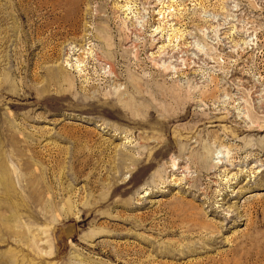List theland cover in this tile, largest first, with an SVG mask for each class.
I'll return each mask as SVG.
<instances>
[{"label":"rangeland","instance_id":"374dc122","mask_svg":"<svg viewBox=\"0 0 264 264\" xmlns=\"http://www.w3.org/2000/svg\"><path fill=\"white\" fill-rule=\"evenodd\" d=\"M0 175V264H264V0H0Z\"/></svg>","mask_w":264,"mask_h":264},{"label":"bare ground","instance_id":"6f19581e","mask_svg":"<svg viewBox=\"0 0 264 264\" xmlns=\"http://www.w3.org/2000/svg\"><path fill=\"white\" fill-rule=\"evenodd\" d=\"M112 70V69H111ZM80 72V71H79ZM176 165V164H175ZM174 165V166H175ZM5 172V171H4ZM6 173V172H5ZM4 182H6L5 181V176H1L0 175V186L1 185H3L4 184ZM7 184H6V186L4 187L5 189H7L8 187H10V183L9 182H6ZM7 196V195H6ZM11 197V196H10ZM9 199V198H8ZM4 200V199H3ZM7 203V202H6ZM10 205H11V202L9 203ZM9 204H8V206H9ZM5 205V204H4ZM7 206V205H6ZM9 208V207H8ZM15 215H13V217H14ZM4 221V220H3ZM7 220H5V222H6ZM5 225H6V223H5ZM14 226H16L15 224H14ZM13 228V226L10 228V229H12ZM12 259H13V257L12 256H9V262L11 263V264H15V262H12Z\"/></svg>","mask_w":264,"mask_h":264},{"label":"water","instance_id":"95a60500","mask_svg":"<svg viewBox=\"0 0 264 264\" xmlns=\"http://www.w3.org/2000/svg\"><path fill=\"white\" fill-rule=\"evenodd\" d=\"M68 231H72V234H71V235H73V233H74V227H73V228H70V229L67 230V231H65V232H66L65 234H66L67 236H69V235L67 234ZM71 235H70V237H71Z\"/></svg>","mask_w":264,"mask_h":264}]
</instances>
